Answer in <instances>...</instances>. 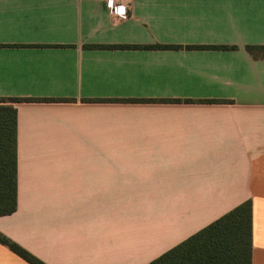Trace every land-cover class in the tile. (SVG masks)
I'll use <instances>...</instances> for the list:
<instances>
[{"label": "crops", "instance_id": "obj_1", "mask_svg": "<svg viewBox=\"0 0 264 264\" xmlns=\"http://www.w3.org/2000/svg\"><path fill=\"white\" fill-rule=\"evenodd\" d=\"M0 0L18 206L46 264H150L246 201L264 264V0ZM0 264H30L0 242Z\"/></svg>", "mask_w": 264, "mask_h": 264}, {"label": "trees", "instance_id": "obj_2", "mask_svg": "<svg viewBox=\"0 0 264 264\" xmlns=\"http://www.w3.org/2000/svg\"><path fill=\"white\" fill-rule=\"evenodd\" d=\"M257 56L264 50L248 47ZM30 98H0V217L18 206L17 109ZM0 242L30 264H46L19 244L0 234ZM253 204L246 201L150 264H252Z\"/></svg>", "mask_w": 264, "mask_h": 264}, {"label": "built area", "instance_id": "obj_3", "mask_svg": "<svg viewBox=\"0 0 264 264\" xmlns=\"http://www.w3.org/2000/svg\"><path fill=\"white\" fill-rule=\"evenodd\" d=\"M110 7L115 16L121 19H127L129 15V5L119 3L116 0H110Z\"/></svg>", "mask_w": 264, "mask_h": 264}]
</instances>
